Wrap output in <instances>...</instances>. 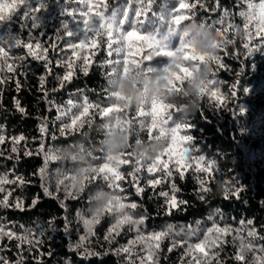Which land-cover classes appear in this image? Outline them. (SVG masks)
<instances>
[{
  "label": "trees",
  "instance_id": "16d2710c",
  "mask_svg": "<svg viewBox=\"0 0 264 264\" xmlns=\"http://www.w3.org/2000/svg\"><path fill=\"white\" fill-rule=\"evenodd\" d=\"M4 2V0H0ZM11 2V0H7ZM47 12L43 13V24L40 28L30 27V18L26 21L23 17L25 10L20 5L13 15L11 22H0V29L10 31L23 43L31 41L33 45L39 42L48 49L47 60L50 62L46 68L45 62L36 60L27 54V49L22 45L5 50L9 52V63L15 61V73H9L5 65L0 77H10L7 82L0 84V135L5 137V142L0 144V176L8 180L23 178L25 183H7L0 185L4 191L0 192V201L8 196L9 207L0 206V225L5 230H11L17 234L25 233L28 229H36L37 225L45 227L43 236L33 239V245L24 244L21 248L17 245L18 240H8L6 237L0 239V257L9 261V264H125L124 254L117 256L113 249L127 245L128 241L136 237L135 230L124 227L121 234L115 238L112 244L104 240L109 227L114 223V218L108 214L102 216L100 223L94 225V236H91L84 247L77 248L80 237L85 235L86 229L81 216L91 218L89 211L88 195L97 189L95 183L86 185L84 193L79 199H65L63 185L57 193V182L66 175L74 174L80 167L72 162H60L58 159L47 158L56 155L59 146L75 143L82 139V133L89 139L84 141L91 146L99 143L100 136L94 131L96 125L104 123L99 115L94 112L84 119H92L91 127L85 125L81 132L74 136L69 133L70 139L60 135L61 121L56 119L58 113L55 108L49 110V101L57 105H66L71 99L77 103H83L84 98L93 104L110 106L112 101L105 99L107 86L106 72L110 70L107 66L109 59L115 60V53L109 57L107 37H94L98 40V46L93 49L89 46L85 54L89 58L87 74L82 70L83 59L77 61L74 75L70 82H65L60 87V78L66 73V67L58 65V61L71 56L70 50L62 52L65 44L61 41L64 32L61 26L62 20H71L70 17L60 16L63 9L79 10L82 5L79 0H43ZM111 7H128L129 0H107ZM148 6V0H143ZM259 3V0H254ZM206 9L197 7L198 16L196 21L202 22L205 18L208 23L219 20L221 15L227 11L230 13L231 22L239 26L240 31L230 29L227 39L232 43L225 48L217 49L216 55L220 56L221 62L226 67H219L210 63L212 72L209 79L218 81L222 99H211L208 94L200 97L199 107L195 113L184 122L190 124V129H181L179 135L189 134L193 138L191 145L196 151L192 153L194 159L190 161V167L176 165L175 154L169 160L167 154L161 157V161H167L172 175L165 182L152 188L148 185L149 179H156L164 175L163 171L153 174L147 172V166L152 161H144V167L137 174L139 186L144 189L137 194L133 186L132 177L134 164L122 165L121 173L126 177L120 181L124 192H117L124 203H136L135 210L128 209L134 217H144V223L140 226L145 234L166 230L169 225L173 226V233L160 243L157 252L158 264H188L191 256H185L188 244L177 247L171 252L173 239L187 240L195 244L203 240L205 233L213 226V221L220 227L232 226L233 229L240 227V222L251 220L253 223L247 225L254 228L258 236L252 238V243L257 249L264 247V52L256 49L264 42V34L255 35L252 29V39L243 32V19L239 16L241 10L247 9L245 0H204ZM37 6L33 0V7ZM139 4H132L135 9ZM178 0H152L151 10L148 12L149 19H155L153 13L159 14L161 10H175ZM135 18V13H132ZM144 17L141 16V19ZM27 23L28 27H22ZM219 28L220 25H215ZM126 30H131L130 28ZM43 33V35H42ZM75 42V41H74ZM249 43L253 49L249 54L244 44ZM55 45V49L53 48ZM24 57L23 60L19 59ZM139 59V56L136 57ZM74 59V58H73ZM122 59V57H120ZM164 59L153 61V66L163 67ZM22 65V66H21ZM50 69V72H49ZM26 74V75H25ZM41 77H44L43 87ZM21 87L17 90L16 82ZM236 85L237 94L231 96L232 85ZM45 92L47 95L45 96ZM19 101V111L16 102ZM219 105V107H217ZM133 107V117H135ZM82 110V109H80ZM77 114L79 110H76ZM150 122V117L147 118ZM178 120V115H174ZM71 117H67L63 123H70ZM46 125V132L41 133L40 128ZM174 126V124L170 125ZM140 134L148 140L146 129ZM25 137L16 144L17 152H13L14 141L12 138ZM170 141H167V145ZM31 152V155H25ZM93 157H102L101 151H93ZM200 155L214 161L217 169L214 178L209 179V174L196 171L195 158ZM89 157L88 162L93 166L103 163L102 158L93 159ZM85 165H83L84 167ZM206 167L207 164H201ZM45 169L47 179L42 182L40 170ZM74 170V171H73ZM183 171V176H181ZM205 181L204 187L208 191H202L200 181ZM70 181H65L69 183ZM44 185L54 194L45 195ZM175 185V190L173 189ZM104 189L108 191L106 185ZM161 192L169 193V197L175 195L179 207L172 208L171 214H166L167 205L165 197ZM225 192L229 198L225 199ZM237 192L238 197L231 195ZM11 193V195H9ZM203 197V199H201ZM18 200L23 201V210L15 207ZM37 202L33 206V201ZM63 202V206H62ZM199 231L194 237L189 238L186 233L188 226L197 227ZM51 222V224H50ZM50 224V227H49ZM67 224V229L65 225ZM183 228L184 232L175 235ZM233 235L225 237L227 243L212 251L218 252L217 258L212 264H242L235 259L239 241L233 243ZM247 237V232L244 233ZM39 240V243L36 241ZM142 245H137L136 251L140 252ZM87 248L90 252L99 255H81ZM143 254V253H141ZM243 264H254V253L246 251ZM255 255L264 256V252L257 251ZM183 257V261H182ZM135 259V257H133ZM0 264H3L0 261ZM138 264V261H137Z\"/></svg>",
  "mask_w": 264,
  "mask_h": 264
},
{
  "label": "snow or ice",
  "instance_id": "6c2138e0",
  "mask_svg": "<svg viewBox=\"0 0 264 264\" xmlns=\"http://www.w3.org/2000/svg\"><path fill=\"white\" fill-rule=\"evenodd\" d=\"M36 2V7H33V0H11V2L4 0V2H0V22H11L18 7L23 5L25 9L23 11L24 19L27 21L30 18V27L32 29L40 28L43 24V13L47 12L48 9L43 0H36ZM245 2L247 4V9L241 10L239 16L244 21V35L251 41L252 29L250 26L255 28L256 36L264 34V0H259V3L254 2V0H245ZM79 3L82 5L79 10L63 9L59 13L60 16L66 15L71 18V20L61 21L64 32L61 41L65 44V48L61 51L66 53L70 50L71 52L70 57L58 61V65L66 67L65 75L60 78L61 88L64 87L65 82L71 81L75 68L77 67V61L83 59V65L81 67L84 73L87 74L90 61L88 55L85 54V49H88L89 46L95 49L98 46L99 42L94 39V37L103 38L106 36L109 57L114 53L117 56V59H109L106 62L107 66H110V70L106 72L107 84L110 83L108 78L115 75L117 69H122L123 74H127L130 70V66L145 74H151L154 71L160 70L167 71V58L182 54L185 64L183 66H178V72L172 73V83L177 85L178 90V85L189 77L193 70H198L200 65L205 62L203 57H200L198 62V58L193 54L191 45L185 41L184 37L178 35V29L184 22L196 20L198 16L196 12L197 7L206 9L204 0H178V7L175 10H161L159 14L153 13L155 19L148 18L152 0H148L147 7L144 5L143 0H129L128 7L114 6L111 7V9L107 0H79ZM137 3L139 6L133 9L131 5ZM133 12L135 13V18H133ZM230 15V13L225 11L220 19L213 21L212 24L207 22L210 17L205 18L201 22L205 28L220 37V43L213 45V47L217 49L225 48L228 44L232 43L231 40L227 39V34L230 29H235L237 32L240 31L239 26L229 19ZM141 16L144 18L141 19ZM217 24L220 25L219 28L215 27ZM28 26L27 23L22 25V27ZM128 28L131 30H126ZM5 44H7L9 50L13 47L22 45L27 49V54L29 56L36 60L44 61V66L46 68L50 63L46 55L48 49L39 42L35 43V45H33L31 41L22 44V41L10 31L0 29V72L4 71L5 65L9 73H15L16 71L15 61L11 63L8 62L11 58L9 57V52L5 50ZM55 47L56 46L53 45L54 49ZM244 47L248 49L249 54H251L253 49L250 48L249 43H245ZM256 50L264 52V42H262ZM137 56H139V59L136 58ZM120 57H122V59H120ZM19 59L23 60L24 57H20ZM158 59L166 60V63L161 68L153 66V61ZM208 63H215L219 67H226V65L221 62V58L218 55L211 57ZM211 72L212 69L210 68L209 73ZM7 79H10V77H0V84L6 83ZM40 79L41 86L43 87L44 77ZM218 83L219 82L214 79H209L207 85L202 89L201 97L208 94L209 90L212 89L210 98L214 100L222 99L220 89L217 87ZM16 86L17 90L21 87L18 80ZM232 89L231 96L234 98L237 94L235 84L232 85ZM104 91L106 92L105 99L112 101L110 106L93 104L88 101L87 97L84 98L83 103H77L69 99L66 105H57L49 101V110L55 108L58 113L56 119L62 123L60 128V135L62 137L70 139L69 133L74 136L77 132L82 133V129L85 125L91 127L93 123L92 119L84 118L89 117L93 112L104 119V121L114 116L115 119L112 122L105 123L106 129L111 130L117 125H124L133 135H139L141 131L146 129L149 142L154 137H165L167 141H170L164 151L157 155L155 159L152 160L151 164L147 166V172L149 174L159 171L164 172V175L159 178L149 179L148 185L150 187L155 188L172 175V170L169 168L168 162L161 161L163 155L167 154L169 160H171L173 154H175L176 165H181L183 163L185 167L191 166L190 161L194 159L192 153L196 151L195 147L191 145L193 138L189 134L179 135L181 129L189 130L191 126L186 122H176L174 119L176 110L171 104L157 100L155 97L149 99L146 96L144 103L134 108L135 117H133V107L122 105L120 103L121 97L118 93H113L109 87ZM46 95L47 93L45 92V96ZM16 107L19 111H24V109L20 108L19 101L16 102ZM217 107H219V105H217ZM76 110H79L78 114ZM67 117H71L70 123H63ZM149 117L150 122L147 119ZM172 124H174V126H170ZM40 131L42 134L45 133L46 125H42ZM12 139L14 141L12 151L17 152L15 145L19 144L25 137L21 135ZM4 142L5 137L0 135V144ZM68 145L74 146V143H69ZM25 155H31V152H26ZM89 155L93 157L92 153ZM47 158L57 159V156L52 155ZM96 158H102L104 162L98 166H93L91 163L86 162L85 166L79 168L78 172L73 170L74 174L66 175L57 182V193L61 191V185H63L65 199H79L84 193L86 185H91L93 183L97 185V189L104 188L103 185H106L108 191L114 193L112 199L105 206L102 213H93L91 218L80 217L86 229V233L80 237V243H78L76 247H84L90 237L95 235L93 231L94 225L100 223L102 216L108 214L114 218V223H112L104 236V240L107 243H114L115 238L121 234L125 226H127L129 230L134 229L137 234L134 239L128 241L127 245L113 249V253L117 256L124 254L125 264H137V261L138 264H158L157 252L160 248V243L173 233V226L169 225L166 230L155 233H143L140 226L144 223L145 218H136L128 211V209L135 210L137 204L134 202L124 203L122 197L116 194L118 191H125L119 183L126 179L121 173L120 168L122 165L129 164H134L133 171L129 173V175L132 177L133 186L136 188L137 194H141L144 191V189L139 186V178L137 175L144 167V161L134 159L129 152L122 153L118 158H113L111 156L106 157L104 154L102 157H93V159ZM195 161L197 172L208 173L209 179L214 178V174L217 171L214 161L207 159L203 155L196 157ZM204 163H206L207 166L201 167L200 165ZM183 174V171H181V176H183ZM40 175L42 182L47 179L45 169L42 168L40 170ZM17 181H19L21 185L25 183L21 177H17L16 180H8L7 177L0 176V185L16 183ZM65 181L70 182L65 183ZM200 184L202 191H208V189L204 187L205 181L201 180ZM172 187L175 190V185ZM2 191H4V189L0 187V192ZM44 192L45 195L48 196L54 195L46 185H44ZM9 195H11V193H9ZM159 195L165 197V203L167 205L166 214L169 215L171 214L172 208L179 207L180 203H186L184 201L177 202L175 195L169 197V193L167 192H161ZM231 195L238 197L237 192H232ZM224 198H229L228 192H225ZM201 199H203V197H201ZM36 202V200L33 201V206ZM0 206L5 208L10 206L8 204V196H5L4 199L0 201ZM15 207L23 210V201L18 200ZM252 223L253 221L251 220L247 222L242 220L240 222V227L233 229L230 225L220 227L213 221V226L207 230L203 240L192 244L187 240L173 239L168 251L171 252L173 249L182 247L187 243L188 247L185 250V256L192 257V259L188 260V264H212L213 259L217 258L219 255L218 252L212 250L227 243L225 237L233 235L235 232L233 243L235 244L237 240L239 241L235 259L243 264V262H245L244 253L250 251L254 253V264H264V256L255 255L257 251L264 252V247L257 249L252 243V238L258 236L254 228L247 227V225H251ZM198 226L199 221L197 222V227L189 225L186 235L189 238L196 236L199 231ZM65 229H67V224L65 225ZM245 231L247 232V237L244 235ZM44 232L45 227L42 225H37L36 229H28L22 234H17L10 229L6 231L4 226L0 225V239L6 237L8 240H18L20 242L17 245L18 248H21L24 244L33 245V239L38 236H43ZM181 232H184L183 228L180 229V232H176L175 235L178 236ZM36 243H39V240H37ZM137 245H142L140 252L136 251ZM81 255H99V253L90 252L87 248H84V252H82ZM133 257H135V259H133ZM0 261H2L3 264H9V261L4 260L2 257H0Z\"/></svg>",
  "mask_w": 264,
  "mask_h": 264
},
{
  "label": "clouds",
  "instance_id": "9594fccd",
  "mask_svg": "<svg viewBox=\"0 0 264 264\" xmlns=\"http://www.w3.org/2000/svg\"><path fill=\"white\" fill-rule=\"evenodd\" d=\"M178 35L184 37L191 45L198 62L200 57H203L205 62L178 85V90L177 85L172 83V73L178 72V66L185 64L182 54L167 58V71L160 70L145 74L130 66L129 72L123 74L122 69H117L115 75L108 78L110 83L107 86L113 93L119 94L122 105L136 107L144 103L146 96L149 99L155 97L174 107L178 115L177 123L184 122L195 113L199 107L202 89L209 80L208 61L217 53V48L213 45L220 43V37L196 20L184 22L178 29ZM114 119L113 116L107 118L104 123L96 125L94 131L100 136L98 144L91 146L85 144L84 141L89 139L90 132L87 135L82 134V139L75 142L74 146H59L56 149L57 159L62 163H76L81 168L88 162L90 153L101 151L106 157L118 158L122 153L129 152L134 159L152 161L167 147L165 137H154L149 142L141 134L130 133L124 125H117L111 130L106 129L105 123ZM113 195L114 193L104 188L92 191L88 195L89 211L102 213Z\"/></svg>",
  "mask_w": 264,
  "mask_h": 264
}]
</instances>
